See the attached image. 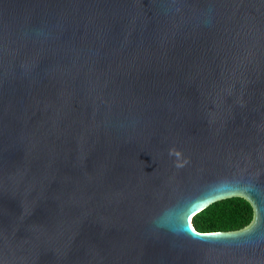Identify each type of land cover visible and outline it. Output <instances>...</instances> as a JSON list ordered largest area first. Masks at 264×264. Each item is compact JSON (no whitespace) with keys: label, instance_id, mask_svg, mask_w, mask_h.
Instances as JSON below:
<instances>
[{"label":"water","instance_id":"water-1","mask_svg":"<svg viewBox=\"0 0 264 264\" xmlns=\"http://www.w3.org/2000/svg\"><path fill=\"white\" fill-rule=\"evenodd\" d=\"M0 264H264V0H0Z\"/></svg>","mask_w":264,"mask_h":264},{"label":"trees","instance_id":"trees-1","mask_svg":"<svg viewBox=\"0 0 264 264\" xmlns=\"http://www.w3.org/2000/svg\"><path fill=\"white\" fill-rule=\"evenodd\" d=\"M254 217L253 206L241 195L215 200L192 217L197 231H233L249 225Z\"/></svg>","mask_w":264,"mask_h":264},{"label":"bare ground","instance_id":"bare-ground-1","mask_svg":"<svg viewBox=\"0 0 264 264\" xmlns=\"http://www.w3.org/2000/svg\"><path fill=\"white\" fill-rule=\"evenodd\" d=\"M191 219V218H190Z\"/></svg>","mask_w":264,"mask_h":264}]
</instances>
